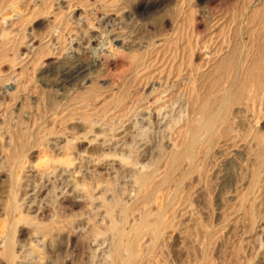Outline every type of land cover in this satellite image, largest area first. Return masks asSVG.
<instances>
[{
  "label": "rangeland",
  "instance_id": "rangeland-1",
  "mask_svg": "<svg viewBox=\"0 0 264 264\" xmlns=\"http://www.w3.org/2000/svg\"><path fill=\"white\" fill-rule=\"evenodd\" d=\"M127 261L264 264V0H0V264Z\"/></svg>",
  "mask_w": 264,
  "mask_h": 264
},
{
  "label": "bare ground",
  "instance_id": "bare-ground-1",
  "mask_svg": "<svg viewBox=\"0 0 264 264\" xmlns=\"http://www.w3.org/2000/svg\"><path fill=\"white\" fill-rule=\"evenodd\" d=\"M85 68H86V65H84V64L81 63L77 68H75L74 70H71L69 73H70V75H71V74H72V75L79 74V73L83 72V71L85 70ZM204 113H206V111H205ZM211 114H212V113H211ZM217 114H218V113H217ZM217 114H215V115H217ZM206 115H207V113H206ZM212 115H214V114H212ZM212 115H211V116H212ZM203 117H204V116H203ZM207 117H208V118H207ZM207 117H206V119H205V126H206V127H209V128H210L211 126L214 127V123H215L214 121H217V120H218L219 115H218L217 120H215V117H213V116L210 117V114H209ZM216 117H217V116H216ZM201 121H202V120H201ZM201 121H200V122H201ZM213 122H214V123H213ZM198 123H199V122H198ZM201 123H203V121H202ZM201 123H199V124H201ZM212 124H213V125H212ZM203 126H204V124H203ZM199 129L201 130V128H199ZM202 131H203V130H202ZM195 136H196V135H195ZM193 137H194V136H193ZM193 137H192V138H193ZM193 139H195V138H193ZM196 139H197V138H196ZM196 139H195V140H196ZM195 140H194V143H195ZM191 141H192V140H191ZM192 142H193V141H192ZM190 144L193 146V143H190ZM189 146H190V145H189ZM138 174H139V173H138ZM146 174H147V173H146ZM142 176H143V175H142ZM144 176H146V175H144ZM147 176H148V174H147ZM140 178H141V180L144 179V177H143V178L140 177ZM146 178H147V177H146ZM144 180H145V179H144ZM139 181H140V180H139ZM142 181H143V180H142ZM141 183H142V182H141ZM156 221H157V220H156ZM159 223H160V222H159ZM146 224H149V223H146ZM152 225L155 226V225H154V222H153ZM151 227H152V226H151ZM151 227H150V228H151ZM114 229H115V228H114ZM117 229H118V228H117ZM153 229L156 230L157 227H156V229H155V228H153ZM115 230H116V229H115ZM118 230H119V229H118ZM119 231H120V230H119ZM121 231H123V230H121ZM116 232H117V230H116ZM120 233H121V232H120ZM136 233H137V232H136ZM155 233H156V232H155ZM118 234H119V232H118ZM120 235H121V234H120ZM135 235H136V234H135ZM122 236H123V235H122ZM122 236H121V239H122ZM116 237H117V236H116ZM133 240H134V239H133ZM121 241H122V240H120V242H121ZM116 242H118V239L116 240ZM133 243H134V242H133ZM133 243H132V247L134 246ZM116 244H117V243H115L114 245H116ZM121 244H123V243L121 242ZM121 244H120V245H121ZM134 244H135V243H134ZM120 245H118V246H120ZM118 246L116 245V247L114 246V248H115V249H120V248H122V246H121L120 248H118ZM126 246H127V245H126ZM128 246H131V244L128 245ZM94 247H95V246H94ZM123 248H124V247H123ZM126 248H128V247H126ZM126 248H125V249H126ZM115 249H114V250H115ZM114 250H113V252H114ZM127 250H131V251H130V254L133 255V253H132V252H133V251H132V248H131V249H127ZM117 251H118V250H117ZM117 251H115V252H117ZM127 252H128V251H127ZM118 253H120V251H118ZM118 253H117V254H118ZM127 254H128V253H126V256H127ZM130 254H129V255H130ZM120 255H122V254H118V256H120ZM132 255H131V256H132ZM113 257H114V256H113ZM121 257H122V256H121ZM129 257H130V256H129ZM133 257H134V256H132V258H133ZM118 258H119V257H118ZM115 259H116V257H115ZM129 259H131V257H130ZM129 259H126V260H129ZM134 259H135V258H134ZM119 260H120V259H118V262H119ZM122 260H123V262H124V261H125V258L122 259ZM122 260H120V261H122ZM132 260H133V259H132ZM130 261H131V260H130ZM125 262H126V261H125ZM127 262H128V261H127ZM119 263H120V262H119ZM129 263H130V262H128V264H129Z\"/></svg>",
  "mask_w": 264,
  "mask_h": 264
}]
</instances>
